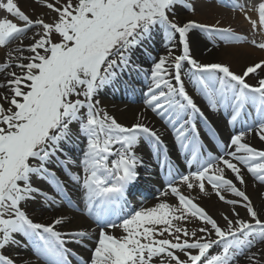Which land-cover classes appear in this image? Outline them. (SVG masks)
<instances>
[{
  "label": "snow or ice",
  "instance_id": "snow-or-ice-1",
  "mask_svg": "<svg viewBox=\"0 0 264 264\" xmlns=\"http://www.w3.org/2000/svg\"><path fill=\"white\" fill-rule=\"evenodd\" d=\"M37 2L0 0V264H264V59L199 54L264 50V0L225 3L246 34L180 15L199 0ZM107 93L142 104L123 121ZM153 165L154 202L130 204Z\"/></svg>",
  "mask_w": 264,
  "mask_h": 264
},
{
  "label": "bare ground",
  "instance_id": "bare-ground-1",
  "mask_svg": "<svg viewBox=\"0 0 264 264\" xmlns=\"http://www.w3.org/2000/svg\"><path fill=\"white\" fill-rule=\"evenodd\" d=\"M256 2H258V0H252V3H256ZM225 3L226 2H224V3L220 2V0H215L214 4H213V2H207V0H199V3L197 4V11L198 12L201 11V13L204 14V16H205L204 18H209V19H207L208 21L206 20L204 23L213 24L217 20L224 19L226 21H224V23L221 22L222 26H228L227 24H229V22H230L231 24H235L234 26L239 25L236 27L237 30L246 34L247 29L249 27L248 24L245 22L243 17L238 12L234 13L231 7L225 6ZM17 4L23 11H25L26 14H36L37 15V14L41 13L40 10L42 7L39 6L37 1L33 2V0H17ZM3 12L6 13L4 10H0V16ZM180 15L182 17H189L190 16V15H184L182 9L180 10ZM248 47L249 46H245V48L242 50V54H246V53L253 54V53H255V50H257L258 54L260 55L259 57H261L260 59H264V50H260V49H256V48L251 50ZM199 54L202 55L204 58L210 59V60L211 59L216 60L219 57L216 55V52L214 54V57H209L207 55V53H199ZM0 55H2L1 50H0ZM225 56H226V60L229 61L230 56L227 53H225ZM246 62L250 63L248 61H246ZM246 62L240 63V62L234 61L233 66L235 65L236 67H238L241 65H246ZM127 97L130 98L129 101L127 100ZM101 99H102L104 106H106L110 112H112L114 115L118 116L123 121L131 120L133 118L134 113L139 110V108L141 106L140 102L142 103V100L136 96H126V95H122V94L112 95L111 93H107V94L102 95ZM220 130L222 133H224V127L222 124H221ZM253 142L258 144V141H253ZM246 179H247V187H248L249 186L248 182L250 180V177L248 176ZM143 181H146V179L142 178V176H141V181H139L141 187L144 186L145 191H148V192L152 191L153 189L151 187H147L146 184H143ZM254 188H257L258 190L261 189V191L264 192V187L256 185ZM248 189H249L248 193H249L250 197L253 199L254 203L257 205V207L261 208V203L258 201V199L254 193L256 191L251 189V188H248ZM198 191L196 190V192H193L192 195L197 196ZM208 191L211 192L210 189H208ZM153 196H155V192L153 193ZM199 196H200L201 205H203V202H205L207 199L211 200V196L210 197H203V194H199ZM263 199H264V197H263ZM145 200H147V202L149 204H151L154 202V197L152 199L147 198V199H143L140 201L138 200L137 206ZM263 203H264V200H263ZM216 207H217V205L215 203L212 202L210 204L209 209L211 210V214L217 215L219 213V211H218V209H216ZM238 210L240 211L242 216L245 215V210H243V209H238ZM261 210H262V208H261ZM262 214H264V211ZM48 215H49V213L45 212L41 216L37 210V218H39V219H46L48 217Z\"/></svg>",
  "mask_w": 264,
  "mask_h": 264
},
{
  "label": "rangeland",
  "instance_id": "rangeland-1",
  "mask_svg": "<svg viewBox=\"0 0 264 264\" xmlns=\"http://www.w3.org/2000/svg\"><path fill=\"white\" fill-rule=\"evenodd\" d=\"M34 1H37V0H33V2ZM36 3V2H35ZM215 3V1H213V4ZM40 7H42L41 5H39ZM40 11H42V8H41V10ZM182 11H183V13H184V15H190V17L191 18H193V19H196V20H198V21H200V22H205L207 19H209V18H204L205 16H204V14H202L201 13V11L200 12H198L197 11V13L195 14V15H192L191 13H189L187 10H185V9H182ZM40 14V13H39ZM39 14H37V15H39ZM29 15H36V14H29ZM0 18H2V16L0 17ZM203 20V21H202ZM208 21V20H207ZM222 23H224V21H226V20H224V19H221L220 20ZM215 23V22H214ZM213 23V24H214ZM228 26H232L233 28H234V30H236V31H238L237 30V26H239V25H237V26H234L235 24H231L230 22H229V24H227ZM238 32H240V31H238ZM246 32V31H245ZM241 33H243V32H241ZM202 35H206V34H202ZM245 46H249V45H247V44H243V43H241V44H239V45H233V46H228V45H224L223 43H221L220 44V48L216 51V55L217 56H219L218 57V59H216L217 61L218 60H226V56H225V53H227L229 56H230V62L232 63V65H233V63H234V61H237V62H240V63H242V62H246V61H248V62H257L261 57H259L260 55L258 54V51L257 50H255V53H253V54H248V53H246V54H242V50L245 48ZM248 48H250L251 50L252 49H254L255 47H252V46H249ZM256 49H258V48H256ZM2 51V50H1ZM2 54H3V51H2ZM242 54V55H241ZM254 60V61H253ZM246 64H247V62H246ZM241 65V64H240ZM233 67H235V68H239L240 66H238V67H236L235 65L233 66ZM140 104H142L141 102H140ZM249 186L247 187V192L249 191V189L248 188H251V189H253V190H255L256 192H254L255 193V195H256V197H257V199H258V201L261 203V208H262V210H261V219H264V214H262L263 213V211H264V203H263V197H261L260 195H259V193L260 192H262L261 191V189L260 190H258L257 188H254V183L256 184V185H259L258 184V182H254L253 181V179L250 177V180H249ZM141 186V185H140ZM208 189H210L211 190V188L209 187ZM197 191H198V189H197ZM249 194V193H248ZM229 196H230V194H229ZM154 196H151V197H149L148 199H152ZM215 203L216 205H217V207H216V209H218V211L220 212V211H224V210H226V209H228V208H230V206L229 205H227V204H225L224 202H222V201H220L219 199H218V197H216L215 196V194L213 193L212 195H211V200H206L205 202H203V207H205L206 208V210L207 211H209V213L211 214V210L209 209V206H210V204L211 203ZM39 219V218H38Z\"/></svg>",
  "mask_w": 264,
  "mask_h": 264
}]
</instances>
